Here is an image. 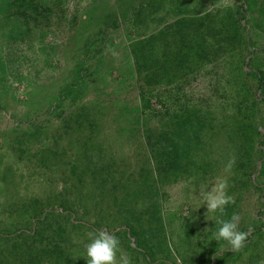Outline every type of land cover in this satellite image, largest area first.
<instances>
[{
  "label": "rangeland",
  "instance_id": "1",
  "mask_svg": "<svg viewBox=\"0 0 264 264\" xmlns=\"http://www.w3.org/2000/svg\"><path fill=\"white\" fill-rule=\"evenodd\" d=\"M154 1L0 0V8L9 10L11 4L14 6L11 15L0 13V59L9 60L11 65V73L0 74V232L28 247L39 245L22 234L28 231L22 224L35 206L40 209L52 204L60 211L62 206L72 204L75 195L80 200L82 192L89 196L101 193L96 182L86 176L78 179L74 174L75 163L91 160L92 154L83 156L84 144L78 140L87 125H94L98 132L92 136V142L102 148L92 153L104 158L99 165L113 163L112 172L118 183L114 189L134 191L140 185V189L150 190V186L140 183L142 175L152 176L155 172L153 152L157 137L154 133L148 137L144 128L135 123L141 97L131 43L157 34L178 18L177 12L171 9L169 13L167 7L154 11L158 6ZM179 3L186 9H197L200 15L221 16L226 10L243 13L239 19L246 26L244 34L252 40L241 51L243 54L236 49L208 61L197 60L195 71L182 76L178 93L173 98L167 97L163 104L157 97L164 91L168 93L165 84L151 86L155 109L145 115L148 119L145 121L152 131L158 134L161 120H167L183 106L204 115L206 123L201 130L204 147L195 160L203 157L201 151L206 148L208 155L202 159L210 167L208 173L188 175L162 186L154 181L159 192L156 197L159 215L168 227L171 253L177 258L175 264H200L204 257L210 256L215 243L222 247L219 253L226 251L225 241L212 239L217 226L204 204L205 194L226 180V192L234 202L230 203V215L225 214L224 218L238 214L239 230L248 232V236L243 254L227 253L221 264H264V231L259 234L257 229L262 219L259 209L264 207L259 204L260 191L243 188L245 178L239 173L241 155L230 148V129L235 128L233 107L243 100L235 93L240 91L238 87L234 89L233 77L239 74L241 60L246 62L255 57L264 61V30L251 22L245 11L247 0H179ZM12 25L13 35H8ZM243 69L252 68L244 65ZM248 80L261 101L262 118L264 100L257 88L258 80L253 76ZM211 121L215 124L213 129ZM129 177L132 186L127 189L123 184ZM233 184L236 185L232 189ZM62 199L65 201L61 202ZM92 200L90 196L88 205L93 204ZM96 200L98 207L83 212L82 220L86 223L69 227V234L63 238L64 246L71 253L76 252L75 257L78 253L86 257L85 245L95 232L113 235L126 226L111 212L100 222L103 210L114 203L111 198L103 200L101 196ZM77 207L79 204L75 202L74 208ZM17 226L21 227L16 229ZM131 241L134 245V239ZM127 244L128 241L120 240L117 264L119 256L126 255ZM3 246L10 244L5 242ZM2 249L0 259L8 255ZM130 254L132 264L137 262L135 257L139 261L142 258V254L131 251ZM234 256L241 259L234 261ZM19 262L16 260V264ZM11 264H15L13 259Z\"/></svg>",
  "mask_w": 264,
  "mask_h": 264
},
{
  "label": "trees",
  "instance_id": "2",
  "mask_svg": "<svg viewBox=\"0 0 264 264\" xmlns=\"http://www.w3.org/2000/svg\"><path fill=\"white\" fill-rule=\"evenodd\" d=\"M170 1L169 4L168 0H156L158 6L153 10L157 11L160 8L165 9L167 7L165 10L169 13L171 9L175 10L178 18L166 25L157 34L135 39L131 43L136 75L138 74L140 80L141 97L135 123L141 125L142 130L144 128L148 137L151 136V133H154L157 137L153 152L155 177L154 174L152 176L144 174L142 175L143 181L140 183L150 186V190L140 189L139 185V188H134L135 190L131 191V189H128L129 186H132L129 181L131 180L130 177L128 182L123 184V187L128 190L119 192L114 189L118 187V183L115 181V172H112L113 163L107 161L99 165V162L104 158L92 153L95 149L101 151L102 148L101 145L92 142V136L97 135L98 132L95 130L94 125H87L84 133L78 135V140L84 144L83 156L92 154L91 160H84L80 165L75 163L73 167L74 174L78 179L86 176L89 180L96 182L101 193L90 195L93 198V204L91 205H88L89 194L82 192L80 200L75 195L72 204L69 205L70 208L64 205L62 210L56 211L52 204L44 205L40 209L38 206H35L34 210L32 208L33 212L28 215L27 221L22 224L24 227L26 226L25 228L28 231H23L22 234H27L26 236L31 238L32 241L41 245L34 244V246L28 247L24 243L15 241L14 237L10 238L0 232V249L4 247L1 251H8L7 256L1 257L0 264H11L12 259L15 264L16 260H20V264H85L86 257L81 253H78V257H75L76 252L72 251L71 253L67 246H64L63 238L69 234V227L82 225L83 222L86 223L82 220L83 212L98 207V205H95L99 202L96 200L99 196L103 200L111 198L114 203V205H111L114 208L107 207L103 210L104 213L100 222L104 220L108 212H111L112 216H115L121 223L124 221L126 226L118 229L113 235L119 240L128 241L125 253L131 260L133 258L130 251L142 254L140 261L135 257L137 262L134 264H170L169 260L174 264L177 262V258L173 257L171 253L172 246L167 232L168 227L163 217L159 215L156 201L159 192L154 186V181L157 180L162 186L188 175L205 176L208 173L210 167L202 159L208 155L206 148L201 151L203 157L198 162L195 160L200 154L199 151L204 147L201 140L203 138L201 130L206 123L203 121L204 115H199L195 109L183 106L182 109L169 116L168 121L161 120L162 130L160 129L158 134L152 131L151 125L146 126L148 119L145 117V115L154 112L155 109L154 96L150 93L153 90L151 86L165 84L164 87H166L168 93L164 91L162 95L157 97V100L163 104L167 97L173 98L178 93L177 87L181 84L179 81H181L182 76L195 71L197 60L208 61L219 54H225L236 49L243 54L241 51L245 50L244 48L247 47L252 37L244 34L246 26L240 22L239 15L241 12L236 13L233 10H226L223 11L221 16L212 13L200 15L197 9L192 11L182 7L179 0ZM150 3H155V1L151 0ZM247 3L248 7L245 11L249 14L251 22L264 30V0H247ZM13 8V4H11L9 10L1 7L0 13L8 12L11 15ZM190 12H194V15ZM137 18H140V15ZM13 30L12 25L7 34L13 35ZM199 51H201V55L198 56ZM241 61H243V64L239 68V74L233 77L235 80L233 87L234 89L239 88L240 93L238 91L235 93L241 95L243 100L238 102L236 108L233 107L235 118L232 123L235 128L230 129L232 140L230 148L236 155H241L239 173L241 178H245L242 182L243 188L259 190V204L262 207L264 206V117H260L261 101L248 79L249 76L257 78V88L260 89V94L263 96L262 100H264V61L255 57H250L246 62L245 59ZM9 63V60L0 59V74L11 73ZM244 65L250 66L252 69L244 70ZM171 86L173 89L169 88ZM165 106L168 105L165 103ZM214 125L211 121L210 126L212 129ZM260 127H262V130ZM208 136L212 138L211 134ZM79 144L81 146V142ZM259 162H262L260 168L258 167ZM254 174L255 177H253ZM238 179L235 180L238 181ZM235 185L233 184L231 188L233 189ZM102 193H104L103 196ZM141 196L142 199H139ZM63 201L65 200L62 199L61 202ZM67 202L69 203L68 200ZM75 202L79 204L76 209L74 208ZM237 203L236 201L234 207L237 206ZM47 206L51 208L47 210ZM79 211H82V215H79ZM230 211H232V208L229 204L225 208V216L228 217ZM259 212L262 213V219L261 226L257 229L260 230L259 234H261L264 231V207L260 208ZM107 226H110L109 222ZM18 227L21 226L15 228L19 229ZM95 234L98 233L95 232ZM132 239H134V245L131 243ZM5 242L10 246H3ZM221 248L220 243H215L210 251V256L204 257L201 260L203 263L200 264H221L227 259L223 255L235 252L226 250L219 253ZM236 252L243 254V248ZM233 258L234 261L241 259L238 256Z\"/></svg>",
  "mask_w": 264,
  "mask_h": 264
},
{
  "label": "clouds",
  "instance_id": "3",
  "mask_svg": "<svg viewBox=\"0 0 264 264\" xmlns=\"http://www.w3.org/2000/svg\"><path fill=\"white\" fill-rule=\"evenodd\" d=\"M227 181H221L204 196L207 212L213 214L217 226L212 232V239L219 242L225 241L223 250L239 251L244 247L248 232L239 230L240 216L233 213L225 219V208L233 203V198L227 194ZM86 264H117V253L120 252V240L107 231L92 234L85 245ZM120 264H132L129 256L121 254Z\"/></svg>",
  "mask_w": 264,
  "mask_h": 264
},
{
  "label": "water",
  "instance_id": "4",
  "mask_svg": "<svg viewBox=\"0 0 264 264\" xmlns=\"http://www.w3.org/2000/svg\"><path fill=\"white\" fill-rule=\"evenodd\" d=\"M260 165H261V162H260V164H259V167H260Z\"/></svg>",
  "mask_w": 264,
  "mask_h": 264
}]
</instances>
